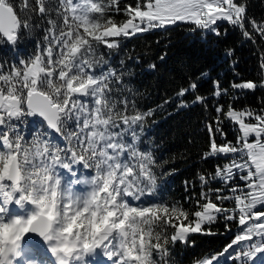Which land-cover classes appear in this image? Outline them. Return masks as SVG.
<instances>
[{
    "label": "snow or ice",
    "instance_id": "1",
    "mask_svg": "<svg viewBox=\"0 0 264 264\" xmlns=\"http://www.w3.org/2000/svg\"><path fill=\"white\" fill-rule=\"evenodd\" d=\"M220 22L264 40V20L239 0H20L19 8L0 0V44L15 48L22 32L43 31L35 53L0 61V264H179L175 246L215 235L206 226L220 219L229 232L235 225L234 237L194 264H264V108H215L201 158L227 162L198 174L200 191L185 207L161 195L171 172H158L164 162L144 146L153 110L139 109L125 62L116 67L101 51L180 25L219 37ZM213 85L214 96L227 93ZM231 87L254 91L264 80ZM197 88H181L178 107ZM225 120L238 126L235 142Z\"/></svg>",
    "mask_w": 264,
    "mask_h": 264
},
{
    "label": "trees",
    "instance_id": "2",
    "mask_svg": "<svg viewBox=\"0 0 264 264\" xmlns=\"http://www.w3.org/2000/svg\"><path fill=\"white\" fill-rule=\"evenodd\" d=\"M135 2L121 0V7ZM239 2L247 5L249 17L264 20V0ZM14 4L19 8L20 0H14ZM113 15L117 20L124 19L123 13ZM189 27L172 26L129 37L118 52H111L133 73L126 80L137 92L135 99L139 109L153 110V115L146 120L144 136L150 140L157 160L164 162L157 170L171 172L163 178L166 199L179 200L185 207L188 206L186 198L192 193L198 195L200 191L198 174L213 173L218 164L227 162L214 157L201 158L209 143L205 125L218 115L215 108L223 106L227 111L230 104L237 110L250 108L259 112L264 108V88L257 87L253 91L231 87L234 82L253 81L259 85L264 80V70L260 68L264 40L258 36L255 43L246 40L239 29H233L227 22H220L219 37L209 33L202 35L199 30L189 32ZM228 50H232L231 56L226 55ZM101 51L105 57L110 54L104 47ZM152 64L155 69L149 67ZM204 73L207 75L203 76ZM193 81L198 85L197 92H189L183 97L188 102L187 107H178L181 98L176 94ZM214 81H219L221 90L227 89V93L214 96ZM196 94L207 97L204 104L191 103ZM166 100L169 103L165 104ZM221 127L226 140L235 142L238 126L225 120ZM220 140L217 134V141ZM213 186L223 185L213 182ZM224 225L225 221L220 219L216 224L206 226L216 234H194L192 246L177 244L175 253L179 264H194L205 255L222 251L236 233L234 224L230 232Z\"/></svg>",
    "mask_w": 264,
    "mask_h": 264
},
{
    "label": "bare ground",
    "instance_id": "3",
    "mask_svg": "<svg viewBox=\"0 0 264 264\" xmlns=\"http://www.w3.org/2000/svg\"><path fill=\"white\" fill-rule=\"evenodd\" d=\"M8 50L10 51H15L16 48H13V47H7Z\"/></svg>",
    "mask_w": 264,
    "mask_h": 264
}]
</instances>
